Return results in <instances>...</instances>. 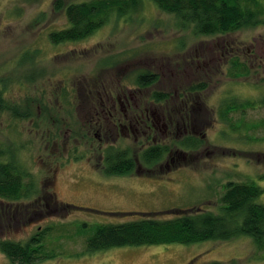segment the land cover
Returning <instances> with one entry per match:
<instances>
[{"label": "rangeland", "instance_id": "374dc122", "mask_svg": "<svg viewBox=\"0 0 264 264\" xmlns=\"http://www.w3.org/2000/svg\"><path fill=\"white\" fill-rule=\"evenodd\" d=\"M87 1L0 0V97L5 106L29 114L19 118L12 109L0 110V149L11 152L37 188L30 200L0 199V240L24 244L44 231L34 264H264V253L247 236L86 252V238L97 225L173 218L189 209L218 214L228 182H254L264 191V24L197 36L192 26L141 0L138 10L111 14L85 40L52 44L49 34L69 26L64 6ZM234 58L247 75L231 76ZM147 71L160 81L138 89L135 77ZM196 84L205 88L176 101ZM154 91L169 92L179 104L175 114L172 102L163 108L152 102ZM145 105L159 121L149 131L135 122ZM237 105L243 107H232ZM162 110L174 114V123L159 119ZM175 121L193 125L177 127ZM186 138L198 147L178 150ZM153 145L170 153L148 167L140 155ZM111 146L129 148L139 172L102 174L96 166ZM49 198L75 208L65 215L28 220L37 216L31 211L17 223L9 219L18 205L44 212ZM257 202L264 205V192ZM0 264L12 263L0 252Z\"/></svg>", "mask_w": 264, "mask_h": 264}, {"label": "trees", "instance_id": "16d2710c", "mask_svg": "<svg viewBox=\"0 0 264 264\" xmlns=\"http://www.w3.org/2000/svg\"><path fill=\"white\" fill-rule=\"evenodd\" d=\"M148 1L160 11L175 16L182 26H192L194 35L197 36L225 35L264 24V0ZM141 2V0H90L66 5L64 13L69 26L61 31L50 33L49 40L55 45L85 40L100 29L111 14H115L117 18L124 17L138 10ZM55 4L59 8L63 7L61 1ZM106 64L109 66L108 63ZM231 64L234 68L230 72L234 78L248 74L246 66L238 58H234ZM159 81V76L155 72L147 71L135 77L138 89L150 88ZM204 88V84H196L188 87L186 91L199 92ZM151 100L156 104L172 102L174 113L179 105L174 103L168 92L163 91L153 92ZM232 107L238 108L243 105ZM4 108L12 109L16 117L19 115V118L29 116V114H25L26 116L19 114L16 107L13 110L12 106H5L0 97V110ZM80 110V106H77L76 111ZM262 122L264 123V120ZM86 124L85 122L84 126ZM197 147V141L192 138H186L177 145L178 150H190ZM169 153L170 149L153 145L142 151L140 159L145 166L150 167L158 164L164 155ZM10 154L11 152L0 149V199L11 203L30 200L37 192L35 181L31 179L30 173L12 159ZM6 155L10 158L4 162L2 159ZM96 168L105 176H127L140 170L129 148L117 149L112 146L104 151L102 166L98 164ZM27 179L29 183L25 182ZM263 192L254 182H228L220 197L221 204L218 214L202 209H189L175 211L176 216L173 218L143 216L138 220L121 224L97 225L86 238V252L95 253L127 246L191 245L206 241H229L236 237L247 236L252 239L255 250L264 253V205L257 202ZM39 202L41 201L37 200L35 204ZM12 208L11 206L7 209ZM74 208L49 198L44 201V212L38 211L33 206L18 205L11 213L14 217H9V219L12 218L11 221L15 220L17 223L21 217L31 211L37 213V216L28 217V220L39 218L43 214L46 216L58 213L65 215V209ZM44 233L42 231L24 244L0 240V252L12 264H34L40 259L38 254L42 248Z\"/></svg>", "mask_w": 264, "mask_h": 264}, {"label": "flooded vegetation", "instance_id": "af4514ba", "mask_svg": "<svg viewBox=\"0 0 264 264\" xmlns=\"http://www.w3.org/2000/svg\"><path fill=\"white\" fill-rule=\"evenodd\" d=\"M233 60V59H232ZM240 61V60H239ZM154 92H158V91H154ZM159 92H162V91H159ZM200 92V91H199ZM169 93V92H168ZM194 93H198V91H196V92H190V91H185V92H182L181 94H177L176 95V99L179 101V100H181V101H184L185 100V98H187V96L190 94H194ZM153 102V101H152ZM154 104L155 105H159L161 108H163L162 106H164V105H162V104H165V105H168L167 103H159V104H156L155 102H154ZM101 108H103V109H106L107 110V117L108 116H110V109L109 108H107L106 106H100ZM142 106L140 105L139 106V110L140 109H142L141 108ZM135 109V108H134ZM151 108H149V107H147L146 105H145V107L143 108V110L142 111H140L139 112V117H138V120L136 119L135 120V122H138L139 124L141 123L142 125H144L145 126V128H147V130L149 131V130H153L154 129V125H155V122H159L158 120H157V118H155L154 116H153V114L155 113V111H153V110H150ZM132 110V109H131ZM126 112V111H125ZM158 112V111H157ZM163 112V113H162ZM162 112L161 113H159L160 114V118L159 119H161V120H163V121H165V123L167 122V124H168V122L169 123H174V119L172 118L173 116H174V114H172V115H166V111H164V110H162ZM176 112V111H175ZM112 115V114H111ZM127 113H124V117L125 118H127ZM150 115H152V117H153V119H152V117L150 116ZM152 120H154V121H152ZM109 121V119H107V122ZM106 122V123H107ZM194 123V122H193ZM175 125L177 126V127H180V126H183V127H189L190 129L192 128L191 127V125H193V124H180L179 122H176L175 121ZM180 154L179 153H177V154H175V156H179Z\"/></svg>", "mask_w": 264, "mask_h": 264}]
</instances>
